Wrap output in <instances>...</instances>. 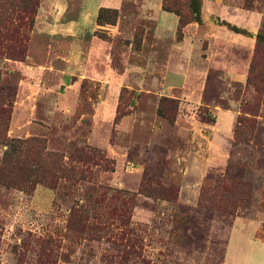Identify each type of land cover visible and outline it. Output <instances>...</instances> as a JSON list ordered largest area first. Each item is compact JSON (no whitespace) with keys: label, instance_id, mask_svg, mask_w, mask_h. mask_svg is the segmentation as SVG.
<instances>
[{"label":"rangeland","instance_id":"obj_1","mask_svg":"<svg viewBox=\"0 0 264 264\" xmlns=\"http://www.w3.org/2000/svg\"><path fill=\"white\" fill-rule=\"evenodd\" d=\"M161 3L38 0L24 58L0 55V170L13 141L6 179L36 169L0 182V264L258 260L225 249L264 217V0Z\"/></svg>","mask_w":264,"mask_h":264},{"label":"trees","instance_id":"obj_2","mask_svg":"<svg viewBox=\"0 0 264 264\" xmlns=\"http://www.w3.org/2000/svg\"><path fill=\"white\" fill-rule=\"evenodd\" d=\"M165 1L166 0H162V9L166 11H172V9H169L166 6ZM37 5L38 0H0V55H5L6 58H10L13 60H22L24 58L26 51L24 31H29L31 29L33 24V16ZM188 6L192 14V19L198 20L199 0H188ZM177 16L178 23H182L181 16L178 13ZM263 84L264 78L262 84H255L254 87L256 90L261 92L263 90ZM173 104V100L163 99L157 108V113L165 118L168 122H172L174 119L173 109H175V105ZM13 142L19 143L17 141ZM16 143L10 144V150L4 153L3 164L6 163L7 168L3 167L0 170V182L4 185L18 186L21 189H27V175L31 171L36 170L33 169L35 167H25L20 162L18 163L19 160H16V175L11 178L12 183L10 180L6 179L7 175L12 173V170L10 168L13 166V160L8 159L12 157V154L14 153V150L18 145ZM34 147H37V145H34ZM30 151L32 153L34 152L32 148L30 149ZM35 157L36 156H32L30 158L31 162L36 159ZM78 161L82 162L83 160ZM11 162L12 164H10ZM228 213L233 214L234 210H231Z\"/></svg>","mask_w":264,"mask_h":264},{"label":"crops","instance_id":"obj_3","mask_svg":"<svg viewBox=\"0 0 264 264\" xmlns=\"http://www.w3.org/2000/svg\"><path fill=\"white\" fill-rule=\"evenodd\" d=\"M262 225H264V217H262L261 220L252 222L234 220L230 227L229 237L226 243L225 258L227 256V252L231 248L246 244L249 248L256 249L258 251V260H256L255 264H264V239H261L260 237L256 236V231ZM242 229H245L246 231H239ZM251 262L252 260L249 259L247 264H253Z\"/></svg>","mask_w":264,"mask_h":264}]
</instances>
